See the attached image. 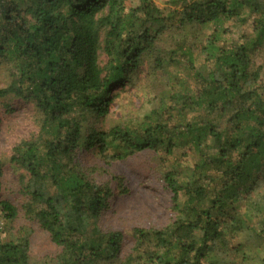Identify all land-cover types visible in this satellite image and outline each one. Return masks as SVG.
<instances>
[{
    "label": "trees",
    "instance_id": "1",
    "mask_svg": "<svg viewBox=\"0 0 264 264\" xmlns=\"http://www.w3.org/2000/svg\"><path fill=\"white\" fill-rule=\"evenodd\" d=\"M168 4L0 0V110L18 100L33 118L9 150L26 180L20 203L0 195V264H264V59H252L264 46V0ZM227 23H251L250 34ZM145 63L149 79L170 77L167 88L140 118L106 128ZM79 149H96L105 165L158 156L167 223L101 225L127 191L105 170H84ZM32 225L56 250L44 262L30 258Z\"/></svg>",
    "mask_w": 264,
    "mask_h": 264
},
{
    "label": "rangeland",
    "instance_id": "2",
    "mask_svg": "<svg viewBox=\"0 0 264 264\" xmlns=\"http://www.w3.org/2000/svg\"><path fill=\"white\" fill-rule=\"evenodd\" d=\"M160 9H168L170 5L168 0H152ZM138 0H126L127 6H135ZM250 24L244 26L227 23L226 26L234 32L235 35L241 33L250 34ZM207 31H197V38L191 36L189 38L192 43L206 39ZM174 40L179 33H174ZM253 66L257 67L262 64L264 59V46L256 49L252 55ZM99 62L103 65L106 63V57L100 54ZM150 66V64H149ZM147 63L140 67L137 75L130 76V79L125 83V87L119 90V98L111 105L110 115L106 123V128L114 124H127L129 118H140L144 113L149 111L152 106V101L161 96V92L165 91L168 85L167 75L158 72L148 78ZM1 71V70H0ZM3 72V71H2ZM0 74V87L7 82L5 75ZM154 98V99H153ZM10 103L12 109L10 112L2 107L1 123H0V161L3 162L1 176V191L0 195L3 199L9 200L14 204L21 202L20 182L25 179V175L19 169L12 168L7 160L9 158V150L15 139L23 138L31 134L33 130L32 115L29 108H26L24 103L18 100L5 101ZM3 104V103H2ZM93 120L89 121V125ZM97 127H101V119L97 122ZM79 149L78 162L85 170H90L94 167L105 170L104 177L111 179L119 177L127 193L117 194L113 198L112 207L105 213L102 218L101 225H111L118 227L124 232H128L133 226H143L148 228L151 226L160 227L167 223L169 212V194L163 189V185L158 180V176L153 173L154 166L159 164L158 156L141 155L128 158L125 161H115L111 165H105L100 159L96 149L90 151H82ZM99 180V176L95 174ZM116 185V182H113ZM27 225L24 221H18L14 229L19 226ZM31 225H29L30 227ZM33 233L30 241V258L36 263L44 262L52 258L56 254L55 247L49 242L47 235L44 232L36 229L34 225Z\"/></svg>",
    "mask_w": 264,
    "mask_h": 264
}]
</instances>
